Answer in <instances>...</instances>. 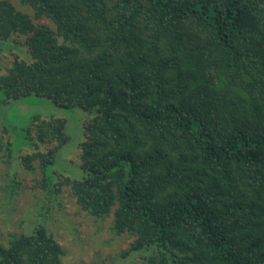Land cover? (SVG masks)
<instances>
[{
	"label": "trees",
	"instance_id": "16d2710c",
	"mask_svg": "<svg viewBox=\"0 0 264 264\" xmlns=\"http://www.w3.org/2000/svg\"><path fill=\"white\" fill-rule=\"evenodd\" d=\"M20 1L33 18L0 0V42L25 37L30 60L0 75V110L36 96L88 114L82 175L65 177L81 209L113 213L144 264H264V0ZM3 129L51 193L66 119ZM63 255L39 226L0 264Z\"/></svg>",
	"mask_w": 264,
	"mask_h": 264
},
{
	"label": "rangeland",
	"instance_id": "374dc122",
	"mask_svg": "<svg viewBox=\"0 0 264 264\" xmlns=\"http://www.w3.org/2000/svg\"><path fill=\"white\" fill-rule=\"evenodd\" d=\"M9 1L18 11L33 18L32 10L20 0ZM39 22L51 23L48 19ZM24 40L25 37H21L16 42L18 49L15 43L0 42V75L11 65L15 54L30 60L27 47L23 46ZM18 116L23 120L39 116L67 121L70 139L57 151L53 166L56 187L51 193L41 186L40 164L35 161L32 171L22 164L21 156L28 152L26 148L18 151L15 147L9 154V143L15 138L4 133L3 128L9 119ZM87 118L88 114L79 108H60L50 100L36 96L0 110V247H7L12 239L31 235L37 227L44 226L63 248V264H144L150 253H128L133 237L117 235L112 230L113 213L102 220L92 217L77 204L71 187L65 183L67 176L80 178L82 175L79 145L84 141L83 123ZM49 148L50 144H44L39 150L47 152Z\"/></svg>",
	"mask_w": 264,
	"mask_h": 264
}]
</instances>
